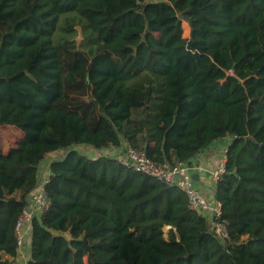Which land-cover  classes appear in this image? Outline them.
I'll list each match as a JSON object with an SVG mask.
<instances>
[{
	"label": "trees",
	"instance_id": "obj_1",
	"mask_svg": "<svg viewBox=\"0 0 264 264\" xmlns=\"http://www.w3.org/2000/svg\"><path fill=\"white\" fill-rule=\"evenodd\" d=\"M3 125L21 135L0 150V264L57 150L26 264H264V0H0ZM122 137L187 164L229 139L228 237L176 187L75 148Z\"/></svg>",
	"mask_w": 264,
	"mask_h": 264
},
{
	"label": "built area",
	"instance_id": "obj_2",
	"mask_svg": "<svg viewBox=\"0 0 264 264\" xmlns=\"http://www.w3.org/2000/svg\"><path fill=\"white\" fill-rule=\"evenodd\" d=\"M228 140L217 147L216 166L209 172L202 166L195 164L154 162L144 151L132 146H126L123 152H120L117 147H111H113L112 150H118L114 158L122 166L131 169L135 173L149 175L159 182L174 186L183 192L187 198L188 208L206 217L217 237L224 240L228 237V233L224 224L218 220L221 214V203L214 198V188L206 193L201 189L200 185L209 181L215 187L216 182L224 173L227 161ZM49 163L50 161L45 165L43 172H41L42 163L39 166L38 184L29 194L27 205L21 209L15 221L14 232L17 254L12 264H26L28 259L27 251L31 235V220L35 214L42 212L47 207L45 185L50 178ZM193 174L196 175L195 179L192 177Z\"/></svg>",
	"mask_w": 264,
	"mask_h": 264
},
{
	"label": "rangeland",
	"instance_id": "obj_3",
	"mask_svg": "<svg viewBox=\"0 0 264 264\" xmlns=\"http://www.w3.org/2000/svg\"><path fill=\"white\" fill-rule=\"evenodd\" d=\"M183 26V36H188V26L186 23L182 24ZM21 131L19 128L13 125H3L0 128V150L2 152H6L10 146L14 144V141L17 137H20ZM128 146L127 141L125 140L124 137H122V143L119 147H117L120 152H123L125 147ZM76 150L79 152V154H83L85 156H93V155H107V156H114L111 154H116L115 152H112L113 147L107 146L101 150V152H93L91 151L88 146L81 144L77 147H75ZM63 150H57L54 151L46 156L44 161L42 162V167H41V172H43L45 165L52 160L55 157H60L62 155ZM168 229L167 226L163 227V231L166 232ZM13 262H11L12 264Z\"/></svg>",
	"mask_w": 264,
	"mask_h": 264
},
{
	"label": "crops",
	"instance_id": "obj_4",
	"mask_svg": "<svg viewBox=\"0 0 264 264\" xmlns=\"http://www.w3.org/2000/svg\"><path fill=\"white\" fill-rule=\"evenodd\" d=\"M220 144H221L220 141L213 142L208 149H206V150L198 153L197 155H195V157L191 160V164L200 165L208 172L212 171L216 166V152H217L216 149ZM101 150L102 149L91 150V151L96 153V151L101 152ZM114 150H112V152L116 153V151H118L117 149H114ZM111 155H114L112 157H115V154H111ZM91 157L95 158L97 156L91 155ZM44 159H43V161H44ZM200 186H201V189L203 191H205L206 193L210 192V190L214 188V185L209 181H206L205 183L201 184ZM27 254L29 255V251H27Z\"/></svg>",
	"mask_w": 264,
	"mask_h": 264
},
{
	"label": "water",
	"instance_id": "obj_5",
	"mask_svg": "<svg viewBox=\"0 0 264 264\" xmlns=\"http://www.w3.org/2000/svg\"><path fill=\"white\" fill-rule=\"evenodd\" d=\"M192 177H193V179H195V178H196V175H195V174H193V175H192Z\"/></svg>",
	"mask_w": 264,
	"mask_h": 264
}]
</instances>
